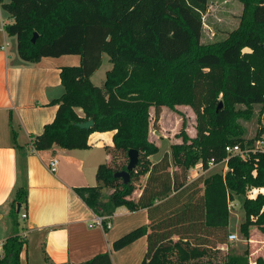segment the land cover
Returning a JSON list of instances; mask_svg holds the SVG:
<instances>
[{
	"label": "trees",
	"instance_id": "16d2710c",
	"mask_svg": "<svg viewBox=\"0 0 264 264\" xmlns=\"http://www.w3.org/2000/svg\"><path fill=\"white\" fill-rule=\"evenodd\" d=\"M242 3L238 25L225 38L200 41L207 0H9L1 4L10 21L7 35L16 38L19 56L27 62L63 54L80 56L78 65L62 66L63 92L52 100L54 118L32 137L37 151L84 149L93 131H112L105 146L109 161L100 163L96 184L76 187L84 203L98 215L119 206L145 208L148 222L112 241L121 249L141 236L146 251L139 264H264V258L240 253L221 256L226 244L229 202L244 196L239 231L249 238L256 225L264 233V152L229 157L227 171H215L188 182L198 161L220 160L225 145L252 147L264 134V0ZM36 33L35 41H31ZM105 52L111 67L100 85L90 77ZM221 107L216 110L219 102ZM189 105L195 113V135L183 134L156 160L159 145L150 138V108ZM81 110V114L77 109ZM256 116V129L245 136L242 121ZM92 118L86 129L75 123ZM138 151L129 181L113 173L126 168L127 151ZM108 188V202L102 200ZM22 188L15 202L25 198ZM0 264H23L26 241L12 234L1 244ZM112 264L108 252L80 263Z\"/></svg>",
	"mask_w": 264,
	"mask_h": 264
},
{
	"label": "crops",
	"instance_id": "0c3cea01",
	"mask_svg": "<svg viewBox=\"0 0 264 264\" xmlns=\"http://www.w3.org/2000/svg\"><path fill=\"white\" fill-rule=\"evenodd\" d=\"M8 1L0 0V249L6 237L19 234L26 241V264L80 263L100 252H108L112 264H139L146 251L145 236L118 250L112 248V241L146 224L147 210L116 207L109 215V222L115 218L114 222L102 227L94 224L97 214L75 191L96 184L97 166L110 159L105 146L112 145L113 132H91L84 149L55 146L37 151L31 144L32 137L55 116L57 104L52 100L64 90L61 67L78 65L80 56L24 61L17 52L16 38L4 30L11 19L1 4ZM53 156L58 163L51 171L47 163ZM19 188L25 199L15 202ZM106 191L102 188V194ZM102 200L108 202L105 195Z\"/></svg>",
	"mask_w": 264,
	"mask_h": 264
},
{
	"label": "rangeland",
	"instance_id": "374dc122",
	"mask_svg": "<svg viewBox=\"0 0 264 264\" xmlns=\"http://www.w3.org/2000/svg\"><path fill=\"white\" fill-rule=\"evenodd\" d=\"M241 12L242 3L239 0H207V9L202 18L200 41L209 43L225 38L228 32L238 25ZM3 14L7 17V13ZM110 67L111 62L108 60L107 54L103 52L101 65L92 75L91 81L95 85H100L104 79L105 71ZM150 117V138L158 142L160 148L156 155L151 156L152 160L160 157L162 152L169 151L171 143L181 141L183 134L188 137L195 135L196 116L189 105H175L172 108L162 106L157 111L151 107ZM242 123L246 129L245 136H253L257 126L256 116L250 120H244ZM219 170L220 167L217 166L208 171L205 176ZM103 195L108 199L107 191L103 192ZM243 198L242 194H238L229 202V232L235 233L237 238L229 240L227 237L226 244L221 248L220 257L232 252L240 253L246 248L249 261L254 262L258 256L264 258V233L256 225L250 226L248 239H245L240 233L239 225L244 219ZM18 218L22 222V219ZM114 220L115 218H112L110 222L113 223ZM30 252L34 255V252L31 250ZM1 253L2 249H0ZM21 257L22 263L26 264L25 255L22 254Z\"/></svg>",
	"mask_w": 264,
	"mask_h": 264
},
{
	"label": "built area",
	"instance_id": "2783aa9c",
	"mask_svg": "<svg viewBox=\"0 0 264 264\" xmlns=\"http://www.w3.org/2000/svg\"><path fill=\"white\" fill-rule=\"evenodd\" d=\"M225 153L226 155L221 158L220 160H216L214 158H210L207 160L206 165H204L202 162L198 161L195 165L191 166L188 170L187 180L188 182L198 178L199 176H205V174L208 173L213 168H216L217 166L220 167V170L218 172H221L224 174L228 169V159L232 155H237L242 158H245L249 152H264V134L258 137L252 147H246L241 148L238 144H227L225 145ZM57 157L53 156L48 161L47 165L51 171H54L56 169L57 165ZM264 188H251L247 192L248 197H254L258 192H263ZM22 218L26 216L25 213L21 214ZM94 224L106 227L108 228L110 226L109 222V215H96L93 219ZM229 240H233L237 238V235L233 232H230L228 234Z\"/></svg>",
	"mask_w": 264,
	"mask_h": 264
},
{
	"label": "water",
	"instance_id": "95a60500",
	"mask_svg": "<svg viewBox=\"0 0 264 264\" xmlns=\"http://www.w3.org/2000/svg\"><path fill=\"white\" fill-rule=\"evenodd\" d=\"M36 36H37L36 33L33 34L31 41L34 42ZM221 105H222V102L220 101L219 104L217 105L216 110H218L221 107ZM75 124L81 128L88 129L94 124V121L92 118H90L88 120H85L82 122H77ZM127 155H128V162H127L126 168L123 170L115 171L113 173V176L122 178L124 183H127L129 181V178H130L129 171L132 170L136 166V164L138 162V156H139L138 151L134 148H130L127 151Z\"/></svg>",
	"mask_w": 264,
	"mask_h": 264
}]
</instances>
